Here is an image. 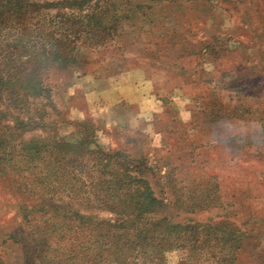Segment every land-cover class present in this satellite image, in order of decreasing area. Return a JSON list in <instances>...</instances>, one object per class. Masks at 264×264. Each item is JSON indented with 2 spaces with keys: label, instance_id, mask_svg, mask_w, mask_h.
<instances>
[{
  "label": "rangeland",
  "instance_id": "rangeland-1",
  "mask_svg": "<svg viewBox=\"0 0 264 264\" xmlns=\"http://www.w3.org/2000/svg\"><path fill=\"white\" fill-rule=\"evenodd\" d=\"M31 1L36 8L20 24L4 26L0 40L5 45L16 37L23 57L34 52L48 61L43 82L51 103L34 97L31 108L45 107L46 121L54 124L18 127L7 119L9 152L18 155L26 142L42 145L47 137L54 146L75 142L80 123L90 122L96 143L129 156L111 160L116 185H150L163 204L155 216L172 225L192 221L186 235L210 238L196 250L194 264H226L223 257L264 264V0H92L81 8L66 0ZM91 3L118 15L115 33L97 40L72 29V21L88 17ZM56 39L70 41L61 50L69 61L45 58ZM43 154L18 170L26 176L19 185L39 191L18 189L10 179L22 175L14 170L0 176V256L9 264H42L38 251H30L39 238L19 216L20 200L122 216L97 191L110 164L96 170L88 155L68 154L65 161ZM126 167L145 181L127 176ZM38 185L56 186L43 193ZM229 234L243 237L236 253L230 240H220ZM177 239L166 264L185 262L188 248ZM135 253L128 262L109 254L106 264H143Z\"/></svg>",
  "mask_w": 264,
  "mask_h": 264
},
{
  "label": "trees",
  "instance_id": "trees-1",
  "mask_svg": "<svg viewBox=\"0 0 264 264\" xmlns=\"http://www.w3.org/2000/svg\"><path fill=\"white\" fill-rule=\"evenodd\" d=\"M91 1L66 0V3H73L81 8L82 4ZM47 3L53 4L54 1ZM90 6H92V10L88 17L79 22L77 20L76 24L72 21V29L80 30L86 36L97 40L111 35L112 32L115 33L118 15L112 9V13H107L110 10L108 7L97 9L98 7H93L92 3ZM35 8L36 3L31 0H0V35L4 26L20 24L25 21L27 12ZM108 14L110 15L108 16ZM2 43L0 40V46L4 45ZM69 43V40L56 39L55 49H44L45 54L49 56L45 58L49 59L52 55L55 58H60L63 62L69 61L70 55L61 51L69 47ZM20 51L22 50L16 37L6 41L5 45L0 47V176L9 175L10 171L7 169L14 170L15 176L22 175L21 178L10 179L18 183L16 187L29 193H35L39 191L37 185H19V182L26 176L18 171L24 165L31 164L33 158L36 159L46 151L50 152L53 159H64L65 161H68V154L81 155L82 157L88 155L89 158H94L96 170H100L107 164L111 165L112 169L106 171L108 176L103 181L98 177L101 185L97 191L103 193L102 201L105 202L107 208L114 212H120L122 215L120 219L100 218L98 215L82 214L79 209L69 208L68 205H43L41 203L29 205L26 201L20 200L16 204V210L22 222L31 226L34 236L39 238L31 246L32 254L38 251L42 264H106L109 254L115 255V261L118 259L119 262H128L130 255L136 251L134 256L137 258L141 255L143 264H166V251L179 245L174 241L178 238L177 240L182 239L184 246L188 248L183 264H194L192 261L196 250L209 243L210 238H202L201 235L192 236V231H190V235H186L189 229L195 227L192 221L177 222L172 225L165 216H155L153 213L163 204L150 185H116L114 161L111 160L121 155L125 159L129 156L124 152L121 153L120 150L109 152L105 147L96 143L93 126L90 122L80 123L81 137L75 142L66 141L63 142L64 144H55L54 146L50 142L52 139L47 137L40 140L42 145H39L37 140L26 142L18 155L9 152L10 139L8 138L13 132L11 130L13 126L8 122L9 120L6 122L7 119L15 120V125L18 127L24 126L23 124L51 127L54 124L46 121L48 111L45 107L37 106L36 110L31 108V105L34 104L32 100L34 97H46L48 98L47 102L51 103L50 89L43 82L45 62L48 61H43L34 52L25 53V57H23L19 53ZM23 113L27 114L26 118L20 116ZM47 142L50 144L49 147ZM92 143H95V147L90 146ZM43 156L46 157L47 154H43ZM104 159H106V163L103 161ZM43 166L46 167L47 164H43ZM49 171L51 173V170ZM126 171L127 176L136 177L137 182H139L138 180L145 181L141 175H136L137 171L134 169L126 167ZM49 175L48 172L43 174V176ZM28 179L31 177L28 176ZM38 186H41L40 192L44 193L56 185ZM134 187H136L135 190H133ZM48 211H52L53 217H44ZM34 213L36 215H33ZM35 218H38V221L33 223L32 220ZM224 225L220 226L225 228ZM202 226L209 229L212 227L210 223ZM229 235V238L222 235L220 240L226 242H228L227 239L230 240L231 246L235 247L231 252L236 253L234 249L241 246L243 237L237 234ZM94 236L95 238H93ZM39 243L44 246L42 249H40ZM54 244H56L55 247ZM222 259L229 260L226 264H234L235 261L234 257L232 260L228 257ZM25 262L16 264H25ZM0 264H9V262L0 256Z\"/></svg>",
  "mask_w": 264,
  "mask_h": 264
}]
</instances>
